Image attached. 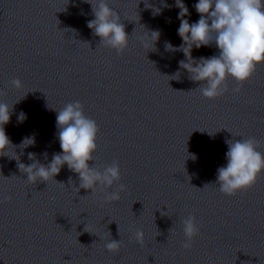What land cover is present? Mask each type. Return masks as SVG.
I'll use <instances>...</instances> for the list:
<instances>
[{"label": "clouds", "instance_id": "9594fccd", "mask_svg": "<svg viewBox=\"0 0 264 264\" xmlns=\"http://www.w3.org/2000/svg\"><path fill=\"white\" fill-rule=\"evenodd\" d=\"M85 2L91 4L95 17L88 21L87 27L94 36L100 38L101 46L110 47L117 54H122L127 48L129 36L120 14L109 6L107 0ZM163 7L171 6L165 3ZM175 7L179 9L178 35L183 43L176 48L170 42H165V50L184 53L186 59L179 61V69L186 71L188 79L199 85L203 97L213 99L227 92L228 78L236 81L237 87L232 91L238 93L244 82L252 77L257 66L264 64V0H198L194 7L200 18L191 24L185 19L189 15V9L184 0H175ZM145 8H151L154 14L161 11L148 3H145ZM150 34V39L144 41L145 47H149L150 42L154 47L159 39L158 31ZM202 46H215L218 54L207 58H193V48L199 49ZM169 77L179 80L180 71ZM10 84L17 89L22 87L18 78L12 79ZM4 94V90L0 89V95ZM12 111L13 106L9 108L8 104L0 102V156H7L8 148L14 147L4 127L10 122ZM25 119L26 114L21 112L18 121L22 123ZM56 127L61 152L54 153L50 162L41 163L33 153H28V159L32 161L30 164L26 165L19 162V158L16 159L20 172L27 174L28 183L48 182L51 179L63 184L56 181L55 177L65 164L70 171L78 174L77 193L80 189L90 190L91 194H95L97 190L104 192L121 180L120 166L115 160L103 170L90 165L94 161L93 154L97 150L96 141L100 130L96 121L85 115L79 101L67 103L57 111ZM225 143L228 146L227 164L218 168L216 184L219 185L221 193L233 196L238 191L251 188L264 173V153L258 150L259 142L254 137L230 139ZM34 144V137H25L20 147ZM44 155L47 158V153ZM191 158L196 159L194 154ZM125 190L126 186L119 184L117 190L106 192L104 200L118 201L120 193ZM6 199L11 200V197ZM181 224L185 236L181 246L188 250L191 249L200 228L193 215L182 219ZM135 238L142 244L143 232L137 230ZM120 244L121 240L111 239L105 244V248L109 252H117Z\"/></svg>", "mask_w": 264, "mask_h": 264}]
</instances>
